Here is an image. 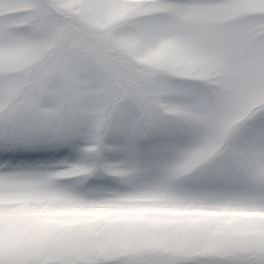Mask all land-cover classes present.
<instances>
[{
    "label": "snow or ice",
    "instance_id": "snow-or-ice-1",
    "mask_svg": "<svg viewBox=\"0 0 264 264\" xmlns=\"http://www.w3.org/2000/svg\"><path fill=\"white\" fill-rule=\"evenodd\" d=\"M0 264H264V0H0Z\"/></svg>",
    "mask_w": 264,
    "mask_h": 264
}]
</instances>
